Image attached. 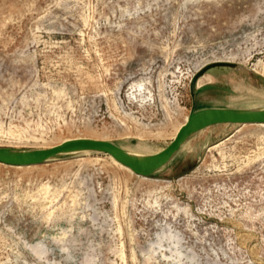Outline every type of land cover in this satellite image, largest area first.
<instances>
[{"label": "rangeland", "instance_id": "obj_1", "mask_svg": "<svg viewBox=\"0 0 264 264\" xmlns=\"http://www.w3.org/2000/svg\"><path fill=\"white\" fill-rule=\"evenodd\" d=\"M219 59L196 106L264 107V0H0V146L156 152L182 73ZM79 157L0 164V264H264V126H210L150 179Z\"/></svg>", "mask_w": 264, "mask_h": 264}, {"label": "water", "instance_id": "obj_2", "mask_svg": "<svg viewBox=\"0 0 264 264\" xmlns=\"http://www.w3.org/2000/svg\"><path fill=\"white\" fill-rule=\"evenodd\" d=\"M217 67L237 69L240 64L229 60H214L203 65L193 75L190 81V90L194 106L190 109L186 121L178 129L174 138L157 152L133 153L110 140L76 137L47 148L0 146V163L27 166L62 160L82 152H99L111 155L137 175L154 178L156 174L166 171L183 145L201 130L222 123H264V107L196 106L195 102L199 91L198 79L207 71ZM134 142L135 139H132V143Z\"/></svg>", "mask_w": 264, "mask_h": 264}, {"label": "bare ground", "instance_id": "obj_3", "mask_svg": "<svg viewBox=\"0 0 264 264\" xmlns=\"http://www.w3.org/2000/svg\"><path fill=\"white\" fill-rule=\"evenodd\" d=\"M220 60V59H219ZM210 62V61H209ZM255 67V66H254ZM199 80V79H198ZM198 86H199V82H198V84H197ZM199 102V101H198ZM206 103V102H205ZM209 103V102H208ZM187 116H188V114L187 115H185V119H184V121L183 122H181L180 124H179V126L176 128V131H175V133L173 134V137L172 138H174V136L176 135V133H177V131H178V129L181 127V125H183V123L186 121V119H187ZM222 124H224V123H222ZM251 124H256V125H261V126H264V123H241L240 125H251ZM210 127V126H209ZM208 128V127H207ZM207 128H205V129H207ZM205 129H203V130H201L200 132H202V131H204ZM200 132H198L191 140H189L185 145H183V147H182V150H184L186 147H187V145L200 133ZM78 137H81V136H78ZM134 137H137V136H134ZM71 138H76V137H67V138H64L62 141H64V140H67V139H71ZM90 138H94V137H90ZM61 141V142H62ZM61 142H59V143H61ZM58 144V143H57ZM55 145V144H54ZM167 145V144H166ZM165 145V146H166ZM218 145H220L219 143L218 144H215V145H212V146H210V148L209 149H211V148H214V147H216V146H218ZM52 146V145H51ZM47 147H49V146H46V147H43V148H47ZM42 148V147H41ZM162 149V148H161ZM160 149V150H161ZM130 151V150H129ZM159 151V150H158ZM130 152H133V151H130ZM157 152V151H156ZM92 153V152H91ZM91 153H89V152H82V153H79V154H76V155H74V156H72V157H78V158H76V159H78V160H81V159H83V158H80L79 156H83V155H89V154H91ZM94 153V152H93ZM133 153H136V152H133ZM148 153V152H147ZM150 153V152H149ZM182 154V153H181ZM184 154V153H183ZM108 155V157H110V159L113 161V163H115L116 165H118L119 167H121L122 169H124V170H126V171H128L129 173H132V174H135L129 167H127V166H125V165H123V164H121L120 162H118L117 160H115L111 155H109V154H107ZM181 157V156H180ZM185 157V156H184ZM69 158V157H68ZM65 159H67V158H65ZM92 158H87V159H85V161H90ZM100 159V157H95V158H93L92 160H99ZM0 164H2V163H0ZM46 164V163H45ZM3 165H6V164H3ZM37 165H40V164H36V165H27V166H13V165H8V166H12V167H31V166H37ZM163 174V173H162ZM137 175V174H136ZM137 176H139V177H141V178H144V179H150L149 177H145V176H141V175H137ZM167 183H168V181H167Z\"/></svg>", "mask_w": 264, "mask_h": 264}, {"label": "built area", "instance_id": "obj_4", "mask_svg": "<svg viewBox=\"0 0 264 264\" xmlns=\"http://www.w3.org/2000/svg\"><path fill=\"white\" fill-rule=\"evenodd\" d=\"M208 63V62H207ZM206 63H203L202 65H200L199 67H192L191 69H189L188 71H185L184 73H182L181 77L179 80H182V85H183V82L187 83V85H189L193 75L203 66L205 65ZM183 78V79H182ZM184 80V81H183ZM171 111L172 114H175V108H177V110H180V102H176V104L174 102H171ZM179 112V111H178ZM178 112H177V115H178ZM139 124H141V122H138ZM145 126L147 125H155L153 122H145L144 124ZM135 136V135H134ZM130 138H135V137H130ZM138 138V137H136Z\"/></svg>", "mask_w": 264, "mask_h": 264}, {"label": "crops", "instance_id": "obj_5", "mask_svg": "<svg viewBox=\"0 0 264 264\" xmlns=\"http://www.w3.org/2000/svg\"><path fill=\"white\" fill-rule=\"evenodd\" d=\"M198 88H200V86H198ZM199 107H200V106H199ZM216 125H218V124H216ZM212 126H214V125H212ZM212 126H211V127H212ZM191 139H192V138H191ZM191 139H190V140H191ZM167 144H168V143H167ZM181 151H182V149L178 152V154H177L174 158H176V157L179 155V153H180ZM173 160H174V159H173ZM173 160H172V161H173ZM172 161H171V163H172ZM171 163L169 164V167L166 169V171H167L168 169H170V167H171Z\"/></svg>", "mask_w": 264, "mask_h": 264}]
</instances>
